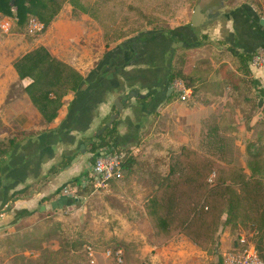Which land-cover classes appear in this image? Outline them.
<instances>
[{"label":"crops","instance_id":"0c3cea01","mask_svg":"<svg viewBox=\"0 0 264 264\" xmlns=\"http://www.w3.org/2000/svg\"><path fill=\"white\" fill-rule=\"evenodd\" d=\"M63 13L45 31L36 33H29L28 26L26 32L12 30L3 23L6 17L0 18V143L6 145L9 139L17 141L0 160V225L14 218L15 224L37 209L49 211L47 206L64 195L62 189H72L74 185L77 190L79 184L86 182L97 158L93 149L98 145L100 131L118 111L114 105L116 98H121L124 107L112 125L121 129H117V149L124 154L126 149L137 150L135 155L131 152L137 160L143 156L144 152L140 153L142 146L146 145L147 139L151 140L153 132L149 129L155 117H171V113L179 109L176 97L181 94L178 95L170 82L169 73L174 67L175 49L184 48L181 47L183 41L175 37L182 28L172 27L176 33L148 31L116 45H108L97 22L89 15L74 17L73 12ZM224 16L235 22V30L229 36L235 42L237 40V53L243 49L240 54H253L264 48V24L261 23L264 19H260L254 10L243 7ZM220 20L221 15L216 13L213 21L219 24ZM244 25L245 30L242 29ZM175 44H178L177 48ZM41 47L82 78L75 90L68 89L61 97L57 111L55 106H49L43 112L34 104L30 95V91H34V80L20 78L14 67L19 59ZM185 51L195 62L210 56L206 45L195 49L198 51L195 56L192 50L185 48ZM191 60L187 69L193 68L192 73L197 77L202 68L192 64ZM203 71L199 84L202 93L196 98L202 101L196 102L192 89L185 86L190 90L185 102L193 99L190 108L180 107L187 111L184 122L188 131H200L204 124L208 133L207 145L199 153L233 168L238 164L236 158L240 154L246 159L241 169L249 174L248 146L244 141L252 139L264 119V67L249 66L250 82L256 85L251 89L255 91L257 111L245 121L243 111L234 104L235 100L243 99L239 97L243 88L238 89L242 83H227L229 81L219 75V68L213 61ZM235 72L238 75L235 78L242 75ZM69 84L67 82V86ZM49 98L56 96L50 94ZM43 102L50 104L51 100L44 98ZM54 112L56 116L51 119ZM213 118H217L218 126L212 128ZM216 133L223 139L220 148L214 146ZM143 134L150 138L141 141ZM60 164L63 166L53 173L52 169Z\"/></svg>","mask_w":264,"mask_h":264},{"label":"rangeland","instance_id":"374dc122","mask_svg":"<svg viewBox=\"0 0 264 264\" xmlns=\"http://www.w3.org/2000/svg\"><path fill=\"white\" fill-rule=\"evenodd\" d=\"M80 1L88 7L91 13L95 14L93 19L102 31L104 41L115 45L148 31L158 32L165 29L167 32L172 27L174 29L189 27L197 4L202 7V12L216 7L213 12L221 15L219 24L213 21V25L206 24L197 28L196 41L190 42V44H194L200 41L207 46V50L210 52V56L204 54V56H209L207 58L199 59L197 62L194 61L195 59L191 60L192 64L196 63V66L202 68L197 72L199 75L197 77L193 75V68L183 69L185 52H187L185 48L192 50L195 56L198 53V51L195 52V49L198 50V47L189 48L187 44L181 46L184 48H177L173 56L174 65L182 67L186 75L200 82L204 75L203 70L209 67L212 61L215 62L216 68H219V75L227 79L229 81L227 83L232 85L239 84L240 80L243 81L242 87L238 88L239 90L243 88L239 96L243 99L235 100L234 104L243 111L244 121L246 117L251 118L256 113L257 101L254 96L255 91L251 89L250 73L242 74L235 66V60L239 59L236 54L243 53V49H240L242 52L238 51L237 53V40L235 42L233 37L229 36L235 30V22L233 19L225 18L224 15L239 8L250 7L260 19H264V0ZM61 7L58 15L62 11L64 15H69L74 11L69 3H64ZM77 11L79 12L76 10L73 13L74 17L76 14H80ZM3 23H7L6 25L12 30H21L13 17H6ZM224 23L225 28H223ZM215 26H218V29H215ZM245 28L244 25L242 29L245 30ZM261 53L262 51L258 50L252 54L253 58L249 66L253 59ZM204 62L205 64H203ZM235 70L242 75L235 78L234 76H238ZM173 84L174 86L176 84L188 86L187 80L180 77H177ZM201 90L200 87L199 93L195 96L196 102L202 101L196 99L200 97ZM178 97L176 98L179 109L177 108L178 110L171 113V117L158 118V115L155 117L149 129L153 132L151 140L147 139L146 145L142 146L143 149L141 148L140 153L144 152L143 156H139L140 159L138 158L137 164L134 165L130 174L123 173V177L119 181H111L106 187H95L88 180V175L86 182L79 184L77 190H74V185L71 186L72 189L61 190V193L64 194L68 190L67 196L76 199L72 207L44 212L37 209L31 216L24 217L15 224H13L14 218L0 225V264H91L84 246L88 244L95 246L96 264H106L107 260L102 256L103 251L112 247H119L123 250L125 264H220L223 255L233 250L235 244L239 243L241 239H245L255 248L257 246L259 248L260 235L258 230H255L256 228L252 229L254 227L251 222L234 226L226 223V216L222 218L214 240L209 243L207 250L195 245L184 234L166 238L162 234L164 231L158 222V219L163 215L161 214L162 206L159 204L157 207L148 208L156 196L158 182L170 174L172 167L179 170L185 167L181 163L182 159H179L183 149L189 148L201 154L199 153L200 149L207 145L208 133L205 132L204 124L200 131L196 129L190 132L184 122L187 111L181 110L183 108L180 107L186 105L190 108L193 106V99L189 100L192 102H184L180 96ZM216 120L217 118L212 119L213 123L210 127L218 126ZM157 121L158 124H156ZM177 121L178 124L175 125L174 123ZM259 131L261 132V129ZM261 134H264L263 130ZM147 136L148 134H143L140 137L141 141L150 138ZM213 137L215 139L214 146L220 148L219 144L223 143V139L217 133ZM262 142L254 134L252 139L244 141L246 147L252 146L253 152L260 150L264 158ZM126 151L133 154L138 152L134 149H126ZM117 152L123 153L121 150H117ZM202 156L209 159L205 155ZM215 156L217 158V155ZM241 156L239 154L236 158L238 164L234 167L235 169H241L243 161L246 160ZM192 157L190 161H192ZM197 159L199 162H205L203 158ZM248 159L249 156H247V163ZM215 163L218 164V167L227 168L218 162ZM228 168L233 167L229 166ZM226 176H229L228 173ZM214 178L215 176L212 175L210 180L208 179V183L211 184ZM155 211H158V214H155ZM205 224L203 223L201 226L203 227ZM173 227L177 226L173 225ZM172 232H174L173 229ZM160 239L164 243H161ZM72 242L78 243V246L73 250L71 249ZM82 242L83 245H81ZM260 247L259 256L264 263V243Z\"/></svg>","mask_w":264,"mask_h":264},{"label":"trees","instance_id":"16d2710c","mask_svg":"<svg viewBox=\"0 0 264 264\" xmlns=\"http://www.w3.org/2000/svg\"><path fill=\"white\" fill-rule=\"evenodd\" d=\"M64 3L72 5L73 13L79 10L77 13L89 15L91 18L95 17V14L91 13L88 7L84 6L80 0H0V18H15L17 26L25 32L29 21L34 18L43 24L45 31L58 15ZM80 14H76L75 17ZM160 31L165 32V29L158 32ZM167 32L176 33L172 29H168ZM197 42L194 44L189 43L187 47L193 48L203 45L202 42ZM107 44L109 45V43ZM185 53L183 69L186 70L192 55L189 52ZM236 56L239 58L235 60L236 69L247 75L253 55L244 53L236 54ZM14 67L20 78L30 77L34 80L32 84L34 91H30V95L34 104L43 112L49 106H55L57 111L61 106V97L68 89L75 90L82 81L78 73L52 57L43 47L26 54L14 64ZM183 69L180 66H172L169 73L170 82L172 83L177 77L184 78L188 82V87L192 89L193 96H197L200 91V82L186 75ZM67 82H70L68 86ZM242 82V80L239 81V83ZM250 84L256 87L254 82H250ZM50 94H54L56 98L50 99ZM44 98L51 100L50 104H45L43 102ZM55 116L56 112L52 114L51 119ZM259 126L261 132L262 130L264 131V119ZM259 129L255 130L254 136L259 141L264 142V134H261ZM117 134V128L113 126L107 128L98 137V145L93 149L97 154L96 157L103 153H120L117 152ZM16 143L15 139H9L6 145L5 143H0V160L11 151ZM251 148L252 146H248L249 174H246L242 169L228 168V166L227 168L218 167V164L206 159L192 149H183L182 156H179V159H182L181 163L185 167L182 170L175 167L171 168L170 174L158 182L159 186L156 187V196L151 201L152 205L148 206L150 209L153 206L157 207L159 204L162 206L163 212L161 214L163 215L158 219V222L160 228L164 231L162 234L166 238L184 234L195 245L207 250L209 243L214 240L222 218L226 216V223L234 226L251 222L254 227L252 229L256 228L255 230L259 232L260 245H263L264 158L260 150L253 152ZM191 157L192 161H190ZM197 158H203L205 162H199ZM136 161V157L131 152H126L122 163V173L130 174L137 163ZM62 166V164L55 166L52 172L56 173ZM214 168L217 169L214 170ZM226 173L229 176H226ZM212 175L215 178L209 184L208 181ZM119 180L115 179L113 182ZM165 201L168 202L165 204ZM154 213L158 214V211ZM155 214L153 215L155 216ZM203 223L206 224L202 227ZM173 225L177 227H173ZM172 229L174 232H172ZM161 243L164 242L161 240ZM81 245H83V242ZM260 245L259 248H261ZM76 246H78V243L72 242L71 249L73 250ZM91 246L95 247L94 245ZM243 246L240 242H237L233 248L241 249ZM112 248L118 249L119 247ZM256 248L259 253L258 246Z\"/></svg>","mask_w":264,"mask_h":264},{"label":"built area","instance_id":"2783aa9c","mask_svg":"<svg viewBox=\"0 0 264 264\" xmlns=\"http://www.w3.org/2000/svg\"><path fill=\"white\" fill-rule=\"evenodd\" d=\"M0 24V28H1ZM44 26L35 19H31L28 23V32L34 33L43 30ZM262 53L256 56L252 61L254 67H264V49H261ZM177 91L181 94V100L186 101L190 90L181 84L175 85ZM123 154H102L98 156L92 167V171L88 177L95 187H106L111 181L115 179H121ZM88 181V182H89ZM68 190L65 191L67 196ZM240 243L244 245L241 249H233L226 252L223 255L221 264H264L259 256V253L255 246L245 239H241ZM85 252L90 257V263L96 264L95 248L91 245L85 247ZM103 258L107 260L106 264H125L124 252L121 248L113 249L106 248L102 254Z\"/></svg>","mask_w":264,"mask_h":264},{"label":"water","instance_id":"95a60500","mask_svg":"<svg viewBox=\"0 0 264 264\" xmlns=\"http://www.w3.org/2000/svg\"><path fill=\"white\" fill-rule=\"evenodd\" d=\"M214 10H216V7H213L211 10H207L206 12H202V7L199 4H197L194 8V12L191 17L190 27L193 29H197L203 26L204 24L209 23L212 20V18L209 15L213 13ZM261 23L264 24V20H261ZM177 47L178 44H175V48ZM114 105L118 108V111L117 113L111 115L107 125L103 127L102 130L100 131V135L103 134L107 128H111L112 125L118 120L119 115H121L124 111L123 101L121 100L120 97L116 98V100L114 101ZM117 129L120 131L121 130L120 126H117ZM75 201L76 199L62 195L56 201L49 204L46 209L49 211H53V210L63 209L65 207H72Z\"/></svg>","mask_w":264,"mask_h":264},{"label":"flooded vegetation","instance_id":"af4514ba","mask_svg":"<svg viewBox=\"0 0 264 264\" xmlns=\"http://www.w3.org/2000/svg\"><path fill=\"white\" fill-rule=\"evenodd\" d=\"M206 12V11H205ZM212 20L209 22V23H206V24H210L211 22H213V20L215 19V12L211 13L209 15ZM204 24V25H206ZM196 29H193L191 27H186V28H183L179 31V34L175 35L176 38H179L180 41H183L182 44L183 45H187L188 43L190 42H194V39H195V35H196ZM160 35V34H159ZM176 40V39H175ZM180 47V46H179ZM261 49H264V48H261ZM260 49V50H261ZM176 50V49H175ZM171 87V86H170Z\"/></svg>","mask_w":264,"mask_h":264}]
</instances>
